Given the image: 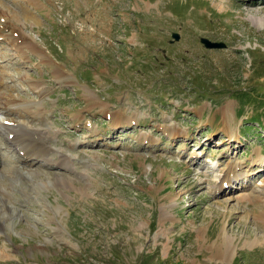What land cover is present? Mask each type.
Segmentation results:
<instances>
[{
	"label": "rangeland",
	"instance_id": "1",
	"mask_svg": "<svg viewBox=\"0 0 264 264\" xmlns=\"http://www.w3.org/2000/svg\"><path fill=\"white\" fill-rule=\"evenodd\" d=\"M39 1V24L13 22L50 61L0 41V107L16 91L49 111L0 131V159L17 132L44 173L3 160L0 264H264V0Z\"/></svg>",
	"mask_w": 264,
	"mask_h": 264
},
{
	"label": "bare ground",
	"instance_id": "2",
	"mask_svg": "<svg viewBox=\"0 0 264 264\" xmlns=\"http://www.w3.org/2000/svg\"><path fill=\"white\" fill-rule=\"evenodd\" d=\"M18 1H19V3L17 4L18 10H11L8 7L4 6V4L2 2H0V41H1V43L3 44V46L8 45L11 48V51L15 52V54H16L15 56L20 58L21 60L25 61L29 57V55H37L41 58L43 63H45L47 61L49 62L50 60H47V59L50 58V56H48V54L45 53L46 51L44 52V50L41 48L39 43H37V40H35V38L33 39L29 35H28L29 37L26 38V34L24 33V31L21 30V28H18L19 26L16 27L17 25L14 23V22H17V23L25 26L26 23H28L30 21V22H33V25L39 24L40 20L38 19V17L35 15V13L32 10H33V8H38L41 5L40 1L39 0H18ZM257 20H259V19H257ZM22 25H20V26L22 27ZM255 25L257 27H259V26L263 27L264 26L262 21H255ZM18 30H19V34H18L19 36L16 35ZM55 74L58 75L59 80H62L63 83H61V81H60L61 84L66 83L69 80L67 78L71 77L68 72H67V74H65L63 69L60 67H56ZM3 78H4L3 76H0V80ZM30 79H29V77L28 78L23 77L22 83L23 82L28 83L29 84L28 86H30L31 89H34L35 92H38V93L44 92L40 96V98L42 99L47 92L45 87L43 85L38 84V83H35L32 85V83H34V82H32ZM6 88H8V90H14L13 87H6ZM15 92L16 91L11 92V94L8 93V95L6 94L7 95L5 97L6 100L4 99L5 100L4 103L2 102L3 103L2 105H4L3 106L4 108L0 107V131L1 130L4 131L6 129V128L4 129V127L7 126V125H5L6 124L5 122H9V125L12 124V126H10V127H16V128L19 127L20 128L19 132L20 131L31 132L30 131V126H31L30 121L28 122L27 118L32 117V116H33V118H36V119L45 118L47 116V114L49 113V111L47 110L48 111L47 112L46 109L41 110L44 108L43 106L40 105L41 102L40 103L34 102L35 104H31L32 102H28L26 100H23L24 98L22 99L21 96H19L20 94L18 93L19 94L18 95ZM90 100L96 102L99 105L103 104L100 101H96L98 99L96 97L94 98V95L91 96ZM35 107H37V109H39V110L34 111ZM231 109L232 108L230 107V105L226 106L224 108V115H223L224 120L228 121L230 123L233 121ZM1 116H6V118L1 119ZM117 116L118 115H115L114 117H117ZM128 118H129V120L127 121L128 124L135 123V125H137V123L139 122L137 119L131 120V117H128ZM113 120L115 122H118L117 119H113ZM118 124H120V122ZM162 126H163V129H165V125H162ZM39 130L42 131L41 128H39ZM224 131L226 134L231 135V136H233V134L235 133V131L233 130L232 124L227 126ZM12 133H13V131H10L8 134L10 135ZM15 133H17V132H15ZM15 133H14L15 137H18ZM19 137H20V135H19ZM14 138L9 137L8 138L9 141H8V139L6 141L7 142V149H8L7 154L9 156H10V154H12L13 157L16 156V159L13 161L11 159H5V157H4L3 160L5 159L8 161V163L15 164V166H16L15 168L18 170V171L16 170L18 174L20 173L21 175L22 174L34 175L33 177L36 176L37 178L39 177V176H37V174H44L42 172H37L38 169L37 170L33 169V166L35 165L34 164L35 162L32 158L33 156H29V154L23 148L20 147V145L18 144L20 138H18L17 141H14ZM51 150H53V149L52 148L51 149H44L41 156H40V154L36 155V156L38 159L40 158V160L48 161V164L49 163L52 164V163H54L53 162L54 158L52 159V157H47V156L51 155V152H50ZM16 151H17V153H16ZM18 151H20L21 153L24 152L23 155L20 154V152L18 153ZM1 157H2V155H1ZM257 157L260 160L262 158L259 153H257ZM60 158H62L61 160H63V161H61V163H63L61 165H63V167L65 169H69L70 166H69L67 160L70 158H68L64 155H62ZM3 160H2V158L0 159V177L2 176L4 171L8 170L6 168V164L4 163L5 161L3 162ZM238 166L236 164H234L231 167L230 172H228L221 180H219L220 184L218 186H215L214 190L216 189L217 192H220L221 190H223V187H224V185H226V182H229V180H231V174L230 173H232L234 175L233 176L234 178H239L236 180L238 182V180H240L241 177L244 176V174H240L237 172ZM57 181L62 182V183H66V179L63 177L57 178ZM33 184H34L33 186H36V188L38 187V189H39L40 185H46V181L38 179V181H33ZM2 186H5V185H2ZM219 187H220V189L217 190V188H219ZM39 194L40 193H38V195ZM261 195L257 196L258 201H260L264 198V196L263 195L261 196ZM27 197L29 198V195H27ZM247 197H249V196H246V198H243V199L247 200ZM33 198H35V197H33ZM32 200L35 201L34 199H32ZM249 200H250V198H249ZM57 233L59 234V232H57Z\"/></svg>",
	"mask_w": 264,
	"mask_h": 264
},
{
	"label": "water",
	"instance_id": "3",
	"mask_svg": "<svg viewBox=\"0 0 264 264\" xmlns=\"http://www.w3.org/2000/svg\"><path fill=\"white\" fill-rule=\"evenodd\" d=\"M173 38H174V40H176V41H179L180 40V35L179 34H177V33H174L173 34ZM201 42L203 43V44H205V46L207 47V48H210V49H213V48H224L225 47V45L226 44H224V43H216V42H211L210 40H208V39H205V38H202L201 39Z\"/></svg>",
	"mask_w": 264,
	"mask_h": 264
}]
</instances>
